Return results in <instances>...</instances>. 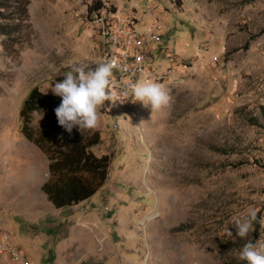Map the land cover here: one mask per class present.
<instances>
[{"label": "rangeland", "instance_id": "rangeland-1", "mask_svg": "<svg viewBox=\"0 0 264 264\" xmlns=\"http://www.w3.org/2000/svg\"><path fill=\"white\" fill-rule=\"evenodd\" d=\"M26 11L21 41L0 45V236L23 262L0 264H246L243 244L264 240V0H28ZM96 19L159 36L144 79L172 100L153 110L111 88L90 129V151L109 158L105 182L54 209L37 198L43 157L18 111L30 89L54 95L66 72L101 63ZM43 116L29 115L31 137ZM250 209L253 230L235 237ZM66 237L75 245L61 250Z\"/></svg>", "mask_w": 264, "mask_h": 264}, {"label": "trees", "instance_id": "trees-1", "mask_svg": "<svg viewBox=\"0 0 264 264\" xmlns=\"http://www.w3.org/2000/svg\"><path fill=\"white\" fill-rule=\"evenodd\" d=\"M27 4L28 0H0V45L3 49L13 51L14 44L21 41L19 33L26 26ZM86 10L96 16L101 5L96 2ZM62 79H58V82ZM60 103V97L43 94L32 88L18 111L20 134L49 161L48 177L40 189L54 209L74 206L97 192L105 182L109 161L107 156L95 157L90 151L99 143L97 131H79L74 127L69 134L59 126L54 109ZM32 112L44 115L39 120L44 129L38 131L35 137H31L34 133L28 132L29 115Z\"/></svg>", "mask_w": 264, "mask_h": 264}, {"label": "clouds", "instance_id": "clouds-1", "mask_svg": "<svg viewBox=\"0 0 264 264\" xmlns=\"http://www.w3.org/2000/svg\"><path fill=\"white\" fill-rule=\"evenodd\" d=\"M116 64L108 59L94 69L74 67L65 73L64 78L54 84L51 90L61 98V103L54 109L59 126L69 134L74 127L79 131L95 128L101 117V106L111 98V80ZM50 87V86H49ZM135 101L153 110H160L170 104L172 97L166 87L154 81L140 79L130 85ZM124 92V96H128ZM257 221V212L250 209L244 217L235 218V237L246 238ZM264 223V218H260ZM226 236L233 239V232L225 229ZM239 259L246 264H264V240H247L239 251Z\"/></svg>", "mask_w": 264, "mask_h": 264}, {"label": "built area", "instance_id": "built-area-1", "mask_svg": "<svg viewBox=\"0 0 264 264\" xmlns=\"http://www.w3.org/2000/svg\"><path fill=\"white\" fill-rule=\"evenodd\" d=\"M96 17V16H95ZM99 31L100 60H111L116 64L113 69L111 88H130L144 79L149 70L150 46H160L159 36L147 30H139L131 20L121 19L104 24L101 19ZM131 89V88H130ZM9 254L12 259L22 263L20 253L7 245V236H0V257Z\"/></svg>", "mask_w": 264, "mask_h": 264}, {"label": "crops", "instance_id": "crops-1", "mask_svg": "<svg viewBox=\"0 0 264 264\" xmlns=\"http://www.w3.org/2000/svg\"><path fill=\"white\" fill-rule=\"evenodd\" d=\"M27 144H29L30 146H32V147H34L33 145H31L30 143H27ZM34 148H36V147H34ZM37 149V148H36ZM38 150V149H37ZM39 151V150H38ZM39 153L42 155V157H43V162H44V168H43V171H42V173H41V176L39 177V182L37 183V186H36V188L38 189V191H40V193L38 194V199L39 200H44L45 202H48L47 200H46V197H45V195L42 193V191H41V189H40V187H41V185L46 181V177L44 176V174L45 173H47L48 174V171H47V167H48V164H49V161L47 160V158L44 156V154L43 153H41L40 151H39ZM95 157H99V156H95ZM7 165H10V163H7ZM19 167H23L22 165H19ZM48 177V176H47ZM102 187V186H101ZM101 188H99V190H100ZM49 203V202H48ZM80 203V202H79ZM50 204V203H49ZM50 206L52 207V205L50 204ZM75 206V205H74ZM71 207V206H70ZM53 208V207H52ZM61 209V208H60ZM48 232H50V229L49 230H47ZM61 241L59 242V246L61 247V250H66L68 247H70L71 245H75V241H74V239L73 238H71V237H66V238H61L60 239Z\"/></svg>", "mask_w": 264, "mask_h": 264}]
</instances>
